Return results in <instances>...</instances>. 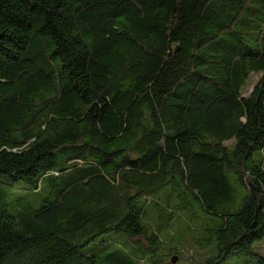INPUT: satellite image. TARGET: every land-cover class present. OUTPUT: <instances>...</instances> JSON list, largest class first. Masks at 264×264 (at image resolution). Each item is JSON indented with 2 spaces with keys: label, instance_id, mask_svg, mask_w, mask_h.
I'll return each mask as SVG.
<instances>
[{
  "label": "trees",
  "instance_id": "16d2710c",
  "mask_svg": "<svg viewBox=\"0 0 264 264\" xmlns=\"http://www.w3.org/2000/svg\"><path fill=\"white\" fill-rule=\"evenodd\" d=\"M263 244L264 0H0V264Z\"/></svg>",
  "mask_w": 264,
  "mask_h": 264
},
{
  "label": "rangeland",
  "instance_id": "374dc122",
  "mask_svg": "<svg viewBox=\"0 0 264 264\" xmlns=\"http://www.w3.org/2000/svg\"><path fill=\"white\" fill-rule=\"evenodd\" d=\"M257 81L256 77H253L252 81L250 84H253V82ZM15 200V197H9L8 201L10 203H12V201ZM177 231H178V225L175 226L174 228L170 229L168 232V234L170 236H175L177 234ZM184 245L183 247L185 248H190L193 250L194 253H196L197 255H200L201 253H203L204 251L203 250H200L201 247L200 245L194 240L193 236H188L185 240H184ZM256 249L259 250L261 253H264V244L261 245L259 247V245H255ZM185 251L183 250V256H184V259L183 260H180V258L182 259V256L181 255H177L179 256L180 258L178 259L177 263L176 264H190V258L192 257V251H189V253H184ZM195 260L199 261L198 258H195ZM243 261V258L241 257H235V258H232L230 260H228L227 262H225L224 264H240L241 262Z\"/></svg>",
  "mask_w": 264,
  "mask_h": 264
},
{
  "label": "water",
  "instance_id": "95a60500",
  "mask_svg": "<svg viewBox=\"0 0 264 264\" xmlns=\"http://www.w3.org/2000/svg\"><path fill=\"white\" fill-rule=\"evenodd\" d=\"M172 263L176 264L177 263V259L176 258L172 259Z\"/></svg>",
  "mask_w": 264,
  "mask_h": 264
}]
</instances>
